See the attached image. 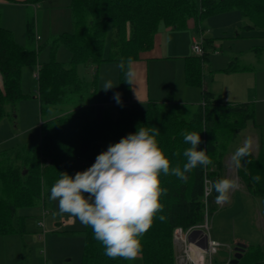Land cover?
<instances>
[{
  "label": "trees",
  "instance_id": "trees-1",
  "mask_svg": "<svg viewBox=\"0 0 264 264\" xmlns=\"http://www.w3.org/2000/svg\"><path fill=\"white\" fill-rule=\"evenodd\" d=\"M70 7L73 29L51 36L46 42L51 47V58L40 63L39 51L44 44L36 43L31 19L28 18L26 34L29 40L35 41V47L16 40L14 32L2 24L0 11V119L18 118V104L27 95L22 87V73L32 64L38 67L35 97L41 114L39 139L0 149V237L26 232L27 215L21 208L40 203L45 206L51 200V187L61 172L71 176L74 170L92 165L110 144L135 133L138 127L159 129L156 138L170 167L181 169L186 163L183 153L190 147L184 142V134L196 132L202 141L198 150L206 149L212 164L186 173V180L171 174L160 175L161 187L167 189L166 195L160 198L164 210L157 214L152 227L141 238L143 264H176L175 229L187 230L200 225L217 210V193L213 190L206 195L210 185L205 181L224 178V160L238 133L249 123L258 126L255 105L248 101L223 100L204 85V65L214 49L209 37L204 38L203 55L185 58L186 83L203 86L202 102L190 118L174 108L176 102L170 92L166 101L150 99L145 108L109 104L99 119L96 96L87 97L86 80L78 67L86 64L96 66L92 67L95 69L103 61L139 59L142 52L153 47L156 34L164 26L184 29L193 19L196 29L203 33L201 20L213 12L238 10L244 18L242 28L264 31V0H71ZM60 45L71 52L68 62L55 58ZM237 59H230L226 70L251 69ZM97 78L96 70L95 87ZM118 83L119 93L129 96L131 86L125 83V74L120 69ZM94 92L96 89L91 94ZM241 163L243 166L237 172L245 189L251 196L264 200V149L260 147L257 154L251 152ZM257 175L260 180L255 182L253 177ZM159 215L166 219L161 222ZM84 238L79 264H130L128 260L104 255V248L94 239L90 227L85 226ZM245 243L242 256L230 264H264V246Z\"/></svg>",
  "mask_w": 264,
  "mask_h": 264
},
{
  "label": "rangeland",
  "instance_id": "rangeland-1",
  "mask_svg": "<svg viewBox=\"0 0 264 264\" xmlns=\"http://www.w3.org/2000/svg\"><path fill=\"white\" fill-rule=\"evenodd\" d=\"M70 5L71 0H40L38 7L27 10L26 6L17 7L16 4L9 3L0 9L4 10L2 24L11 28L16 40L21 44L30 47H35L37 42L40 45L44 44L39 51L38 61L39 63L46 62L51 58V47L46 42L53 35L73 29ZM9 11H12L11 17ZM27 18L34 23L36 43L27 38ZM190 22L194 23L193 19H190ZM201 22L206 25L204 37L211 38L214 46L221 50L217 54L212 49L208 54L209 60L204 65V85L220 95L223 100L252 102L255 105V121L258 126L253 127L249 123L242 129L224 160V178L236 179L238 187L230 193L227 202L217 204V210L208 217V220L206 219L204 223L196 227L205 232L204 236L199 233L195 234L197 237L203 239L210 235L212 239L220 242L217 251L210 252L205 247L203 251L201 248L205 240L192 248L191 240L189 241L187 237V240H184L186 230L183 229L184 232L178 230L174 234L176 264H196V260L190 254L197 247L202 252V263L230 264L231 260L235 258L237 252L235 247L238 242L261 243L264 246V200L259 197L255 198L248 193L238 175L237 168L231 162L232 154L239 146H242L241 142L245 140L246 136L252 139L254 147H257L258 144L259 148L261 143L264 149V31L242 28L241 15L236 10L210 13ZM160 31L166 33L164 27H161ZM165 33L164 42L168 46L167 50L170 52L173 50V53L176 50L178 55L194 53V39L200 40V34H196V38H192V34L195 32L188 28ZM238 33L241 35L239 36ZM109 39L110 36L106 41V49ZM236 55L240 64H248L251 69L226 70L230 58ZM70 57L71 52L68 47L60 45L55 53V58L68 62ZM183 58L164 57L161 58L163 60L152 58L147 61L151 65L152 88L156 85V79H158L161 70L164 73L163 78L170 76L173 82L177 79V83L171 85L162 101L171 92L176 100L174 108L180 114L190 118L196 110V106L202 102L203 86L186 85L187 83L183 79ZM118 63V61H103L95 69L92 67L96 66L86 64H80L78 67L79 74L86 80L87 97L93 99V96H96L98 101L96 114L99 119L103 117L107 105L117 103L114 94L119 93ZM37 68V64H32L26 66L22 73V87L27 95L21 100L19 124L18 118L4 117L0 119V149L13 146L17 142L30 141L40 137L41 114L38 99L35 97L38 94V76L35 74ZM211 69L214 70L212 79ZM96 70L98 78L95 87L93 80ZM109 80L116 87L105 92L102 87ZM93 89H96V92L91 94ZM103 100H107V102ZM136 106L146 107L145 104ZM18 125L19 127H17ZM90 166L74 170L71 176ZM45 206L40 203L33 207L21 208V212L27 215V230L22 235L12 233L0 237V264L81 263L85 246V226L78 220H73L68 214H59L58 201L49 200ZM45 209L48 212L44 215ZM176 234L177 239L175 238ZM130 264H143L141 255L135 260H131Z\"/></svg>",
  "mask_w": 264,
  "mask_h": 264
},
{
  "label": "clouds",
  "instance_id": "clouds-1",
  "mask_svg": "<svg viewBox=\"0 0 264 264\" xmlns=\"http://www.w3.org/2000/svg\"><path fill=\"white\" fill-rule=\"evenodd\" d=\"M117 67L124 72L125 83L131 86L137 77L133 59L121 58ZM114 87L109 80L102 89L107 92ZM114 99L122 105L120 93H115ZM159 134L156 127H138L135 133L110 144L86 170L74 176L61 172L51 187L49 198L58 201L59 214H68L90 227L94 239L102 244L104 255L110 259L131 261L140 255L141 238L164 210L160 198L167 189L161 187V174L186 180V173L212 164L207 150H198L202 142L200 133L189 132L184 134V142L190 147L183 153L186 157L183 169L170 167L157 141ZM252 145V139L248 138L234 151L231 162L236 168L242 167L241 162L251 155ZM259 180L258 175L253 177L255 182ZM205 183L210 185L206 195L213 190L217 193V204L227 202L230 193L238 187V181L228 177ZM158 218L161 222L166 219L164 215Z\"/></svg>",
  "mask_w": 264,
  "mask_h": 264
},
{
  "label": "crops",
  "instance_id": "crops-1",
  "mask_svg": "<svg viewBox=\"0 0 264 264\" xmlns=\"http://www.w3.org/2000/svg\"><path fill=\"white\" fill-rule=\"evenodd\" d=\"M9 3L10 4H16L17 7L26 6L27 10H29L30 8L34 9V8L38 7V5H39V2L34 3V2L29 1V0H0V9L2 6H4V5L6 6V4H9ZM4 9H8V8H4ZM0 11L2 12V17H3V11L4 10H0ZM236 11H238V10H236ZM238 12L241 15L240 11H238ZM11 14H12V11H9L10 17H11ZM27 15H28V13H27ZM241 19H242V26H243L244 18L242 17V15H241ZM27 21H28V18L26 19V24H27ZM201 26L203 28L206 27V25H204V23H202V22H201ZM6 27L10 28L8 26H6ZM164 28H165L166 33L173 32V31L177 30L176 28H173L172 26H164ZM186 28H188V30H194L195 33L192 34V38H196L195 37L196 34H200V32L196 29L195 24L191 23L190 21L188 22V25ZM164 33L165 32H161L159 30L155 36V41H154L153 47L150 50L142 52L141 57L139 59L133 60L134 61V67L137 70V77H136L135 81L133 82V84L131 85L130 95L126 96V95L121 94L123 96V98L121 99L123 105H139V104H145L146 105L150 99L162 101V99L166 95V93H167L168 89L171 87V85L177 83V79L173 82L171 80L170 76L163 78L164 73L161 70V73L158 76V79H156V85L152 88L151 65L149 64V62L147 60H150L152 58L155 60H163L161 58H164V57L165 58H172V57H176V58L182 57L183 58L184 57L183 58L184 59V61H183V65H184L183 79H185L184 78L185 77V58L187 56L193 55L194 53H191V54L189 53L186 55H184L185 53H183L182 55H178V54H176L177 53L176 50L173 53V50H171V49H170L171 50V52H170L169 50H167L168 46L164 42V40H165L164 39V37H165ZM203 33L204 34L206 33L205 29H204ZM238 35L240 36V33H238ZM220 51L221 50H219V47L214 46L213 52L218 54V53H220ZM235 57H238V56L236 55ZM230 59H232V57ZM150 62H155V61H150ZM182 68H183V66H182ZM36 72H35V74H36ZM186 85L188 86V84H186ZM172 99L176 102V100L174 99V96H172ZM166 100H167V98L164 101H166ZM226 100L231 101L230 99H226ZM103 101L107 102V100H103ZM38 102H39V100H38ZM232 102H238V101H232ZM242 102H244V101H242ZM96 103L98 104V101H96ZM20 104H21V101H20L19 107H18V111H19V113H18V124L20 121V107H21ZM251 126L256 127L252 123H251ZM17 127H19V125ZM40 136H41V134H40ZM247 139H248V136L245 137V140L242 141L241 144L243 145V143ZM260 147H262L261 143L259 145V148H258V144H257V147H254V145H252L251 152H254L253 154H256L259 151ZM257 148H258V150H257ZM202 248H204L203 245H202Z\"/></svg>",
  "mask_w": 264,
  "mask_h": 264
},
{
  "label": "built area",
  "instance_id": "built-area-1",
  "mask_svg": "<svg viewBox=\"0 0 264 264\" xmlns=\"http://www.w3.org/2000/svg\"><path fill=\"white\" fill-rule=\"evenodd\" d=\"M39 37V36H38ZM204 33H200V40L198 39H195L194 40V44H193V51H194V54H197V55H203L204 53ZM36 75L38 76V72H36ZM48 210L45 209L44 210V215L45 213H47ZM42 224L44 225V222L42 221ZM201 225V224H200ZM197 226H194V227H191V228H188L186 230V235L184 236V240H187V238H189V233L194 229L196 228ZM180 230L181 232H184L183 229L181 227H178L175 229V232L174 234L176 233V231ZM187 237V238H186ZM175 238L177 239V234L175 235ZM205 240V241H204ZM190 241V240H189ZM206 242V248L210 251V252H216L217 251V248L219 247L220 245V242L215 240V239H212L210 237V235L205 238H200V237H197L196 235L194 236V240L193 241H190L191 243V246L192 245H200L202 242ZM203 251H204V248H201Z\"/></svg>",
  "mask_w": 264,
  "mask_h": 264
},
{
  "label": "water",
  "instance_id": "water-1",
  "mask_svg": "<svg viewBox=\"0 0 264 264\" xmlns=\"http://www.w3.org/2000/svg\"><path fill=\"white\" fill-rule=\"evenodd\" d=\"M197 233H202L205 235V232L202 229L199 228H194L190 234H189V240H194V236ZM247 246V244L245 242H238L235 249L237 250V252L235 253V258H233L231 260V263H236L239 258L242 256V251H244L245 247ZM203 247L206 248V243L204 242Z\"/></svg>",
  "mask_w": 264,
  "mask_h": 264
},
{
  "label": "bare ground",
  "instance_id": "bare-ground-1",
  "mask_svg": "<svg viewBox=\"0 0 264 264\" xmlns=\"http://www.w3.org/2000/svg\"><path fill=\"white\" fill-rule=\"evenodd\" d=\"M199 234L204 236V234H202V233H199ZM193 246H195V245H192V248H194ZM190 256L193 257L196 260V264H201L203 262V258L201 257L202 256V252L200 251V249L198 247L195 248L194 252H192L190 254ZM202 264H204V263H202Z\"/></svg>",
  "mask_w": 264,
  "mask_h": 264
}]
</instances>
